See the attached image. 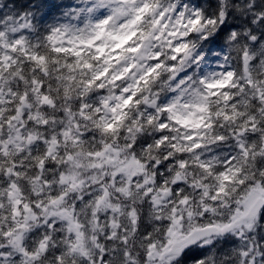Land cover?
I'll return each instance as SVG.
<instances>
[{"label":"snow or ice","instance_id":"snow-or-ice-1","mask_svg":"<svg viewBox=\"0 0 264 264\" xmlns=\"http://www.w3.org/2000/svg\"><path fill=\"white\" fill-rule=\"evenodd\" d=\"M0 264H264V0H0Z\"/></svg>","mask_w":264,"mask_h":264}]
</instances>
